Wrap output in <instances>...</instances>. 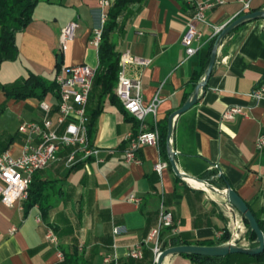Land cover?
<instances>
[{"label":"crops","instance_id":"crops-1","mask_svg":"<svg viewBox=\"0 0 264 264\" xmlns=\"http://www.w3.org/2000/svg\"><path fill=\"white\" fill-rule=\"evenodd\" d=\"M107 1L106 12L115 0ZM249 2L246 11L238 0H222L207 10L210 25L201 26L204 45L187 59L181 38L192 7L183 0H143L120 13L113 40L120 53L149 60L146 65L128 64L126 74L139 76L144 104L158 97L155 115L145 121L148 126L154 121L158 127L167 126L164 146L161 141L158 146H144L138 152L140 164L126 163L123 137L138 123L124 112L116 96L102 95L93 85L87 112L100 109L90 134L99 160L89 158L72 168L60 160L38 171L37 180L55 181L56 190H46L50 204L45 209L18 201L7 206L0 200V264L59 262L56 248L45 239L48 228L57 236L60 250L76 249L88 264H111L104 262L105 256L120 264L127 259V251L158 225L161 206L171 212L178 226L175 234L169 228L161 231L162 249L170 246L171 238L185 242L180 244H196L200 240L220 242L224 235L228 240L219 244L232 241L252 247L245 221L221 192L229 184L253 214L264 220V146L256 148L257 138L264 133V99L256 102L249 96L264 78V16L239 24L219 40L206 86L199 90L193 106L173 117L168 133L169 115L193 95L204 76L207 47L216 39L212 25L264 10V0ZM101 11L100 0H37L31 20L16 33L17 57L0 65V119L6 115L5 121L12 119L15 126L5 121L0 124V152L8 149L18 154L24 142L18 132L20 122L42 118L37 97L8 96L1 85L30 72L54 81L61 66L86 63L97 69L98 48L89 41L100 24ZM69 22L76 23L74 36L60 52V31ZM55 97L52 91L43 99L54 105ZM228 106H240L246 115L223 119ZM170 152L182 174L205 180L215 190L177 177L169 162ZM161 160L168 165L157 173L154 165ZM211 164H218L220 173L209 169ZM130 194L140 197V202L129 201ZM12 227L15 231L10 233ZM151 247V243L144 246L141 264H153ZM229 261L222 258L211 264ZM231 261L236 264L234 258ZM263 263L264 259L248 262ZM161 264L208 263L174 254Z\"/></svg>","mask_w":264,"mask_h":264},{"label":"built area","instance_id":"built-area-1","mask_svg":"<svg viewBox=\"0 0 264 264\" xmlns=\"http://www.w3.org/2000/svg\"><path fill=\"white\" fill-rule=\"evenodd\" d=\"M192 7V13L186 22V30L182 35L181 42L185 48V59L195 55L204 45L201 40V26L209 24L206 11L222 3V0H183ZM242 4V10L250 9L249 0H238ZM101 16L100 24L92 31L90 44L98 47L103 24L107 19V0H100ZM228 23L212 25V37H216ZM210 25V24H209ZM75 22H69L60 31L59 50L63 52L66 42L73 38ZM147 59H140L128 52L121 53L116 85V97L126 114L136 120L138 126L133 131H128L123 137V153L126 163L140 164L139 150L144 146H158L160 131L154 121L148 126L145 118L155 115L159 99L155 96L150 102L144 104L142 98V84L139 76L126 74L128 64L146 65ZM96 69L81 63L68 67L61 66L55 75L56 84L55 104L47 100H40L38 107L42 112L41 120H23L18 126V132L24 136V142L16 155H12L8 149L0 152V200L7 206H12L15 201L22 204L28 198L29 185L32 175L43 170L49 165L63 161L66 168H72L79 162L98 158V148L90 141L88 131V102L91 94ZM249 96L256 102L264 99V78L250 91ZM54 115V116H53ZM235 115H246L240 106H228L223 110L221 117L231 119ZM264 146V133L256 140V148ZM168 164L161 160L154 165L157 173ZM209 169L218 170V164H211ZM264 184V176L261 177ZM209 184V183H208ZM213 187V186H212ZM214 188V187H213ZM215 189V188H214ZM128 200L138 204L140 197L130 194ZM22 206V205H21ZM169 228L173 234L178 232L177 223L174 222L170 211L163 206L160 208L158 225L151 229L142 242L134 244L127 251V258L135 260L143 259V248L148 243L152 244L153 264L162 252L160 233ZM15 227L10 229V233ZM115 233L119 228L114 229ZM45 239L56 248V256L59 261L64 258L63 251L58 247V239L51 228L45 233ZM232 242V241H229ZM104 262L117 264V260L110 256L103 258Z\"/></svg>","mask_w":264,"mask_h":264},{"label":"trees","instance_id":"trees-1","mask_svg":"<svg viewBox=\"0 0 264 264\" xmlns=\"http://www.w3.org/2000/svg\"><path fill=\"white\" fill-rule=\"evenodd\" d=\"M143 0H115L110 6L107 12V19L103 24L101 40L98 45V67L95 72L93 85L98 87L102 95H107L111 99L116 96V85L118 80L119 60L121 53L116 49V44L113 40V33L117 28V18L120 13L132 3H140ZM37 0H0V65L7 60H13L18 55V49L15 42L16 33L21 31L31 20V13ZM214 40L207 47V58L213 47ZM198 81V78H195ZM2 90L8 96L23 97V96H35L38 101L42 100L48 92L56 94V84L54 81H48L39 75L30 72L27 77L17 80L9 85H1ZM100 111L99 108L89 110L88 113V131L91 134L95 122V117ZM160 141L164 146L167 126L159 127ZM159 141V143H160ZM161 152L164 154V149L161 147ZM35 172L32 175V179L29 185L28 198L24 201L26 205L38 204L41 209H45L50 204L47 188L55 189V181L50 180L48 182L40 181L36 179ZM255 216V214H254ZM260 229L264 234V220L256 217ZM244 220V219H243ZM245 221V220H244ZM248 234L253 241L251 246H256V235L249 228ZM228 240V236L224 235L220 242H214L212 240H200L196 242L198 245H219L221 242ZM180 243L175 238L170 239V246L178 245ZM64 258L62 261L56 264H88L86 258L80 255L77 250L71 252L63 251ZM193 260L211 264L219 259H230L228 264L232 263V259L236 260V264H248V262L254 259H264V250L258 255H247L242 253H232L223 257H208L192 254H180ZM120 264H141L138 260L127 258ZM264 264V263H263Z\"/></svg>","mask_w":264,"mask_h":264},{"label":"water","instance_id":"water-1","mask_svg":"<svg viewBox=\"0 0 264 264\" xmlns=\"http://www.w3.org/2000/svg\"><path fill=\"white\" fill-rule=\"evenodd\" d=\"M262 16H264V10H253L247 12L235 18L231 22H229L223 28V30L216 36L202 80L196 84L193 95L190 98H188L180 108L172 112L168 117V133H170L171 131V123L173 117L175 115L185 112L191 106H193L198 99L199 90H203L204 87L206 86L215 61L216 47L219 40L239 24ZM58 63L61 64L60 57L58 58ZM169 162L171 164L174 174L177 177L191 178L192 180L203 183L206 186L213 189V187L210 184H208L207 181L205 180L195 178L186 174H182L178 170L174 157L171 152L169 154ZM221 195L225 197V199L233 206L234 210H236L242 216V218L247 222L249 228L255 233L256 235L255 241L257 245L253 247H245V246H240L235 242H227L225 244H219V245L178 244L164 248L162 252L159 254L155 264H161L166 256L174 255V254H192V255H201L208 257H223L232 253H242V254L254 256L260 254L264 250V234L260 229L259 224L253 212L251 211L245 200L234 189L230 188L229 184H227L225 190L221 192Z\"/></svg>","mask_w":264,"mask_h":264},{"label":"rangeland","instance_id":"rangeland-1","mask_svg":"<svg viewBox=\"0 0 264 264\" xmlns=\"http://www.w3.org/2000/svg\"><path fill=\"white\" fill-rule=\"evenodd\" d=\"M5 117H7V116L5 115ZM5 117H2V119H0V124H1L3 121H5ZM11 120H12V119H8V121L6 120L5 122H6L9 126L13 127V129H14L15 126H13ZM5 122H4V123H5Z\"/></svg>","mask_w":264,"mask_h":264},{"label":"bare ground","instance_id":"bare-ground-1","mask_svg":"<svg viewBox=\"0 0 264 264\" xmlns=\"http://www.w3.org/2000/svg\"><path fill=\"white\" fill-rule=\"evenodd\" d=\"M210 191H212V190H210ZM214 192V191H213Z\"/></svg>","mask_w":264,"mask_h":264}]
</instances>
